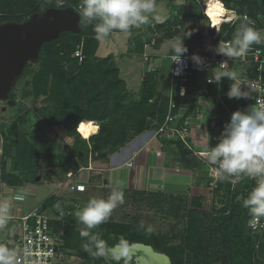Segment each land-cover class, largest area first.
<instances>
[{
    "label": "trees",
    "instance_id": "obj_1",
    "mask_svg": "<svg viewBox=\"0 0 264 264\" xmlns=\"http://www.w3.org/2000/svg\"><path fill=\"white\" fill-rule=\"evenodd\" d=\"M221 1L228 10H234L239 18L233 25L226 22L222 24L219 39L232 40L236 24L244 15H247L254 25L260 24L256 9L259 8L264 15V0ZM61 2L63 1L0 0V26L11 22L23 24L33 14L49 8L73 6L80 9L81 13L82 0H71L65 3L66 5ZM179 8L182 10L176 12ZM184 10L185 7L177 5L172 8L166 21L153 22L154 24L150 22L145 37L129 40L130 48L142 53L145 44L151 41L157 32L159 36L156 48H159L165 39L173 36L183 22L181 14H185ZM198 16L202 18V13ZM81 28V31L64 29L57 37L43 43L38 54L40 69L29 84L36 97L44 96L56 102L58 108L51 115L54 123H61L62 116L71 112L76 120L71 123L70 128L78 140L81 139L80 133L77 132L80 121L89 127L99 129L98 133L89 138L93 141L91 151L105 156L117 151L137 134L158 128L165 118L169 97L157 89V73L148 72L139 91L140 98L126 101L127 83L120 76V69L110 63L111 56L104 59L96 56L100 40L96 37L93 25L82 17ZM78 47H82L85 56L83 63L74 55ZM28 68L27 65L22 70L23 75L28 74ZM249 72L251 76L256 74L252 68H249ZM229 86L230 83L225 78L223 93H227ZM213 89L210 87L211 92ZM190 93L191 109L196 110L197 91L191 89ZM227 100L232 103V99ZM79 105L81 108H78ZM219 123L222 124L223 121ZM114 124L117 128L113 126ZM0 134L3 137V160L4 162L11 160V168L8 169L4 164L1 175L3 181L8 184L21 185L36 178L43 164L45 167L55 168L64 167L70 162L64 157L56 161L57 158L53 156L52 151L42 154L31 134L14 121L1 123ZM81 140L86 142L87 139ZM166 143L177 144L183 152H189L181 142L166 141L164 144ZM77 150V162L88 164L91 151L80 147ZM253 186V182L248 178L237 183L233 195L218 209L215 217L213 213L203 209L189 210L183 242L168 244L166 239L165 242L155 240L147 243L166 253L172 264H264V232L255 233L250 229L251 217L248 210L241 207L242 199ZM46 202L49 203L50 199ZM56 224L59 227V223ZM91 231L97 232L93 229ZM98 232L103 236L105 234L112 236L118 243L132 244L140 240L137 227L126 223H103ZM64 237L66 247L73 249L78 256L94 261L91 263L103 264L104 261L105 264L113 263L103 254L93 256L84 251L81 243L70 239V235L65 234ZM124 262L125 260H122L120 264Z\"/></svg>",
    "mask_w": 264,
    "mask_h": 264
},
{
    "label": "rangeland",
    "instance_id": "obj_2",
    "mask_svg": "<svg viewBox=\"0 0 264 264\" xmlns=\"http://www.w3.org/2000/svg\"><path fill=\"white\" fill-rule=\"evenodd\" d=\"M62 1L64 5H66L65 3L71 2V0ZM177 5L185 7V14H181L183 22L171 38L165 39L162 43V47H159L160 49L150 50L152 53L163 57L161 68L156 76L158 80L157 89L164 95H169L171 91L172 70L171 60L168 54L173 46L178 44L184 37V44L191 48H195L199 46L201 38H204L203 34L205 32L214 39L215 33L220 31L223 23L226 22L233 25L238 22L237 19L239 18V15L233 10L234 13L232 16L223 18V20L226 21H224L220 27L212 29L210 24H208V20L204 21L198 16L202 13L201 0H156V11L150 15L149 22L146 25L140 28H132L131 34L121 32L117 34L116 32L119 31H114L107 38H99L100 42L96 51V56L100 59L111 56L110 63H113L120 69V76L124 78L127 83L128 94L126 101H134L140 98L139 91L141 90L142 82L149 72L141 57V53L135 50L133 51L130 48L129 40L132 41L137 38L142 39L145 37L149 23L152 22V24H154L166 21L169 14L172 12V8ZM180 9L181 8L176 12H179ZM256 10L260 24L254 26L261 31L262 37L264 33V15L259 8ZM211 17L214 18L213 16ZM11 23H14V25H21L15 22ZM238 24H236V28ZM8 25H10V23H6L0 27V33L4 36L7 35V32L10 33V27ZM48 32L52 35L54 29L49 27ZM189 32L192 33L190 37L186 35ZM23 36V33L18 31V37L15 38L14 44L18 45L19 41H23ZM126 45H128V47H126ZM39 61L38 54L35 53L18 62V70L8 77L7 83L0 85V124L7 121L16 122L22 129H25L31 134L30 136H32L37 149L42 154L52 151L53 156L57 158L56 161L64 157L65 159L68 158V161H70L66 165H71L73 161L77 164V149L80 147L91 151L93 141L89 138L92 137L93 134L98 133L99 129L89 127L80 121L78 125L82 126H77V132L80 133L81 139H87L86 142H84L81 139L78 140V137L71 131L70 125L76 120L75 117L71 115V112H68L69 116L67 114L62 116L61 123H54L51 115L55 113L58 108L56 102L52 99L48 100L44 96L36 97L33 94L31 84H29L34 74L40 69ZM13 62H15V60ZM2 65L3 63L0 62L1 75L6 72L5 66ZM27 65L29 67V72L23 75L22 70ZM236 69L238 72L242 71L241 67H237ZM214 92L215 89H213V92L210 90V93ZM224 101L230 105L227 98H224ZM202 102H205V100H202ZM212 107L213 110H215H211L213 115H217L220 119H223L225 115L223 105L221 103H216V105L213 104ZM78 108H81V105H79ZM211 111L210 114L212 115ZM204 113L206 114V112ZM113 126L116 127L115 124ZM118 128L120 129V127ZM143 133L137 134L130 139L129 142L131 144L128 143L131 147L137 138L140 139L141 142V138L145 136ZM125 145L121 146L117 151L105 156H100L97 152L91 151L89 160L92 159V162H90L88 166L91 167L95 173L98 171L102 172L107 169L106 166L108 165L106 164L109 163L113 165L112 162L114 161L112 160L111 162L113 154L124 148ZM165 153L167 154V160L164 163L167 164L165 166H167L169 170L159 169L160 172L166 174L164 175L165 178L163 176L164 179L150 181L149 183L150 178L147 177L145 183H143V179L139 183L133 180L134 183L132 184L131 181H124L118 184L112 182V175L108 174V176H106V180L108 181L100 184L98 191H96V187L91 186L86 195H83L79 199H70L69 204L66 203L67 199L64 197L58 198L56 195L51 196L59 188L60 181L54 179L55 177L53 175L57 174H54V168L45 167L43 164L39 169V175L36 176L37 178L41 175L43 178H41L42 182L37 184V194L34 198L32 197V199L27 200L25 203L26 210L30 211L41 201L51 196L50 204L52 215L61 218L58 221L59 226L63 227L66 235H70V239L79 241L81 243L80 246H82L87 242V238L80 235V230L84 228V225L78 222L76 213L87 204L90 198L107 199L113 190H118L124 193L125 202L123 204H118L117 207L113 209L110 217L105 223H126L137 227L140 233V240L138 243L148 244L147 242H153L155 240L158 242H165L166 239L168 240L166 241L168 244L181 243L184 241L183 236L185 235L188 224V211L193 208L203 209L213 213L215 217L218 209H220L233 195V190L237 184L233 185L228 181H220L212 184L207 176V167L203 166L199 160H196L191 155L192 153H190V151L185 153L179 149L177 144L171 143V145L166 146ZM82 165L87 164L80 163V166L73 168L75 170L77 169V172ZM108 168L110 169L112 167ZM125 168L127 167L123 166V168L119 170L123 171ZM92 170L84 171L92 172ZM102 173L104 174V172ZM122 173L124 175V172ZM167 174L168 176L175 177L167 178ZM155 177L153 179H155ZM36 178H32V181L36 182ZM250 191L251 189L247 192ZM239 199H241V194L239 195ZM100 226L101 224L93 230H97L96 233H98L100 239L105 242L106 246L103 255H105L107 259L112 260L114 264H120L122 260H125L123 264H138L134 258L130 259L129 257L127 258L126 256L124 257L120 254H116L113 249L117 246L130 244L118 243L115 238L107 234L103 236L101 232H98ZM150 246H152L154 251L162 253L155 249L153 245ZM162 254L167 256L166 253ZM91 262L94 261L80 257V259L74 261L73 264H93ZM113 263L111 262L109 264ZM103 264H105V261Z\"/></svg>",
    "mask_w": 264,
    "mask_h": 264
},
{
    "label": "built area",
    "instance_id": "obj_3",
    "mask_svg": "<svg viewBox=\"0 0 264 264\" xmlns=\"http://www.w3.org/2000/svg\"><path fill=\"white\" fill-rule=\"evenodd\" d=\"M201 1L202 19L204 21L208 20L210 27L215 29L206 13L205 2ZM219 33L220 31L215 33L213 39L205 32L203 34L204 38H201L199 46L195 48L184 44L188 51L182 55L179 63L172 62L173 48L171 49L168 57L171 60L172 80L171 91L167 95L169 101L165 118L158 128L142 132L143 135H147L151 139H159L163 142H181L196 160L207 167V176L212 184L222 180L218 178L216 167L206 164V158L202 154L218 142L224 125L230 120L233 112L244 111L251 105L264 106V33L262 42L258 46H250L246 55L237 61L216 54L215 48L219 42L231 41L219 39ZM158 36L159 33L157 32L156 36L145 44V49L141 53L149 72L157 73L163 62L162 56L150 51L151 49H157ZM193 54H197L204 59L203 70L197 69L192 60ZM74 55L82 62L85 57L82 47H78ZM222 61H227L229 69L242 68L236 82L242 85V90L250 92L251 95L248 99H232V103L229 105L224 101L226 94L222 92L225 78H222L219 85L207 83L206 77L211 75V70ZM249 68L255 70V76L249 74ZM229 83L231 82L229 81ZM210 87L215 89L214 93H210ZM191 89L197 91L198 95L196 110H192L189 103ZM202 100H205V102H202ZM216 103H221L225 109L223 119L213 115L212 111L215 110H213L212 105H216ZM219 121H223V123L220 124ZM128 165L132 166L133 161H129ZM91 169L89 166H81L78 172ZM68 178L67 186L69 189L76 192L87 190L86 183L78 180L77 173H69ZM248 179L255 185V180ZM19 219L21 220L20 228L0 242V244H5L17 251L19 264H73L74 261L80 259V256L73 249L65 246L64 229L60 226L57 227L56 224L61 219L59 216L52 217L46 213L44 208L40 207L19 217ZM249 227L253 232L261 234L264 232V220L253 225L250 218ZM25 250L29 253L27 257L24 255Z\"/></svg>",
    "mask_w": 264,
    "mask_h": 264
},
{
    "label": "clouds",
    "instance_id": "obj_4",
    "mask_svg": "<svg viewBox=\"0 0 264 264\" xmlns=\"http://www.w3.org/2000/svg\"><path fill=\"white\" fill-rule=\"evenodd\" d=\"M80 7L81 16L93 25L99 39L109 37L114 31L131 34L132 28L146 25L150 15L156 11V0H82ZM191 34L189 32L186 35L190 37ZM261 42V31L245 15L240 19L232 40L219 42L215 52L237 61L246 55L251 45ZM187 51L183 37L172 49V62L179 63ZM192 60L198 70H203L205 62L202 57L193 54ZM239 74L237 70L229 69L227 61H222L211 70V75L206 77V81L219 85L222 78H226L231 82L226 93L228 99H248L250 92L242 90V85L236 82ZM202 155L206 158V164L216 167L218 178L222 181L235 185L244 178L255 180L251 191L242 199L241 207L248 210L253 225L264 220V106L251 105L244 111L233 112L230 120L224 125L218 142ZM25 195V190L21 188L15 199L23 201ZM124 202V193L113 190L107 199L90 198L76 213L78 222L84 225L80 235L87 238V242L82 245L84 251L93 256L103 254L105 242L100 239L98 233L91 230L105 223L113 209ZM9 219L10 205L7 201H2L0 229L7 225ZM24 255H29L27 250ZM0 264H19L17 251L0 244Z\"/></svg>",
    "mask_w": 264,
    "mask_h": 264
},
{
    "label": "crops",
    "instance_id": "obj_5",
    "mask_svg": "<svg viewBox=\"0 0 264 264\" xmlns=\"http://www.w3.org/2000/svg\"><path fill=\"white\" fill-rule=\"evenodd\" d=\"M116 32V31H115ZM117 34L120 32H116ZM128 47V45H126ZM162 47V45H161ZM160 49V48H157ZM136 142V143H135ZM130 143V142H129ZM125 145L124 148L113 154V157L111 159L114 162L112 164H106L108 166L107 169L103 170L104 174L102 172H92L91 171H80L76 172V170L73 167L80 166L79 162L75 161L72 162L71 165H66L64 167L60 168H54V179L59 180V188L53 193L51 196L56 195L58 198L64 197L66 200V203L69 204V200L79 199L83 195H86L89 191V188L91 186L96 187V191L99 190L100 184L106 183L108 180L106 176L112 175V182L121 184L124 181H131V184L134 183L133 180L136 181V183H139L141 180L144 179V182L146 181V178H150V181H156L158 179H164L166 174L163 172H160L159 169H166L169 170L167 164L164 162L167 160V154L165 153V148L168 145H171V143H166L159 140V139H151L149 136H144V138L136 139L132 145L130 144ZM2 146H3V137L0 134V202L7 201L10 205V219L8 220L7 225L0 229V242L4 240L8 235H10L12 232L17 231L20 228L21 220L19 217H22L25 214H28L40 207L44 208L48 214H50L52 217H57L52 215V209H51V202H46L48 199L51 198L48 197L46 200L41 201L39 204H37L33 209L30 211L26 210L25 203L27 200L34 198V196L37 194V184L42 182V176L36 178V182H33L32 179L25 181L21 185H14V184H8L3 181L1 175H2V169L3 165L6 164L8 169L11 168V160H7L4 162L3 160V153H2ZM133 161V165L129 166L128 162ZM92 162V159L89 160L87 165L82 166H88L89 163ZM75 164V165H74ZM93 164V163H91ZM112 165V166H111ZM161 165V166H160ZM125 168V170L120 171V168ZM112 167V168H108ZM157 168V171H156ZM74 172L77 173L78 180H81L86 183L87 190L85 192H76L68 188L67 180L69 181L68 175L69 173ZM124 172V175L123 173ZM156 172V177H155ZM122 174V175H121ZM57 175V176H56ZM97 176V178H96ZM164 176V178H163ZM155 177V179H153ZM168 177H175V176H168ZM42 178V179H41ZM52 179V178H51ZM48 179V180H51ZM53 180V179H52ZM167 180V179H165ZM32 181V182H31ZM96 182V184H95ZM148 182V181H147ZM23 188L26 192L25 199L23 201H18L15 199V196L19 193V190ZM55 204V203H54ZM55 214V213H54Z\"/></svg>",
    "mask_w": 264,
    "mask_h": 264
},
{
    "label": "water",
    "instance_id": "obj_6",
    "mask_svg": "<svg viewBox=\"0 0 264 264\" xmlns=\"http://www.w3.org/2000/svg\"><path fill=\"white\" fill-rule=\"evenodd\" d=\"M81 18V13L76 8L67 6L63 8H49L45 11L37 12L21 25L10 23V25H8L10 27V33L7 32L6 36L0 33V62L3 63L6 71L5 74H0V85L7 83L8 77L18 70V62L35 53L39 54L40 48L44 42L57 37L64 29L81 31ZM49 27L54 29L52 35L48 32ZM18 31H21L24 36L22 37L23 41H19V44L16 45L14 42L15 38L18 37ZM14 60L15 62H13ZM134 244H138V242L123 246L133 248ZM136 254L148 255L147 251H140V249L135 250L132 254V258H134L136 262ZM168 258L169 263L172 264L169 256Z\"/></svg>",
    "mask_w": 264,
    "mask_h": 264
},
{
    "label": "bare ground",
    "instance_id": "obj_7",
    "mask_svg": "<svg viewBox=\"0 0 264 264\" xmlns=\"http://www.w3.org/2000/svg\"><path fill=\"white\" fill-rule=\"evenodd\" d=\"M204 2L206 4V13L213 25H216H214L215 27H220V25L224 21H226L223 20V18L232 16L234 13L233 11L228 10L221 0H204ZM211 16H213L214 18H212ZM138 249H140V251H147L148 254L147 256L145 254H136L137 262L139 264H170L168 256L154 251L152 246L144 243L134 244L133 248L119 245L113 251L116 254H120L124 257L126 256L127 258L129 257L130 259H132L133 252Z\"/></svg>",
    "mask_w": 264,
    "mask_h": 264
}]
</instances>
